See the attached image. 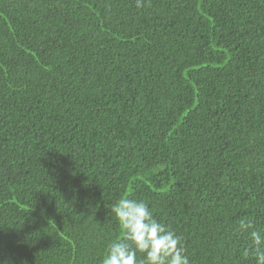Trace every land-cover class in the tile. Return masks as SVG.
Returning <instances> with one entry per match:
<instances>
[{"label": "trees", "instance_id": "16d2710c", "mask_svg": "<svg viewBox=\"0 0 264 264\" xmlns=\"http://www.w3.org/2000/svg\"><path fill=\"white\" fill-rule=\"evenodd\" d=\"M121 198L256 264L264 0H0V264H102Z\"/></svg>", "mask_w": 264, "mask_h": 264}, {"label": "clouds", "instance_id": "9594fccd", "mask_svg": "<svg viewBox=\"0 0 264 264\" xmlns=\"http://www.w3.org/2000/svg\"><path fill=\"white\" fill-rule=\"evenodd\" d=\"M142 7L143 0H136ZM122 230V237L108 245L102 264H190L183 237L159 221L144 200L121 198L110 208ZM240 229L249 234L256 264H264V229L253 220H241ZM141 254V255H138Z\"/></svg>", "mask_w": 264, "mask_h": 264}]
</instances>
